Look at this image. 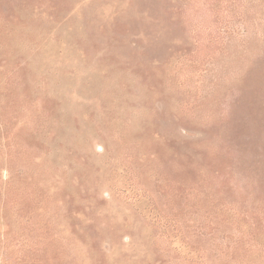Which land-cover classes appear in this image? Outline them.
I'll return each instance as SVG.
<instances>
[{"label": "rangeland", "instance_id": "rangeland-1", "mask_svg": "<svg viewBox=\"0 0 264 264\" xmlns=\"http://www.w3.org/2000/svg\"><path fill=\"white\" fill-rule=\"evenodd\" d=\"M0 264H264V0H0Z\"/></svg>", "mask_w": 264, "mask_h": 264}]
</instances>
